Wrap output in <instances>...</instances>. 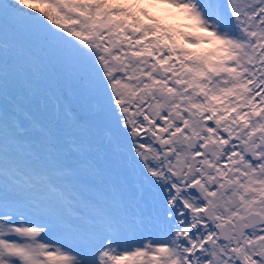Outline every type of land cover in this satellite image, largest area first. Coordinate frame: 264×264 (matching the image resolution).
<instances>
[{"label": "snow or ice", "instance_id": "6c2138e0", "mask_svg": "<svg viewBox=\"0 0 264 264\" xmlns=\"http://www.w3.org/2000/svg\"><path fill=\"white\" fill-rule=\"evenodd\" d=\"M0 264H264V0H0Z\"/></svg>", "mask_w": 264, "mask_h": 264}]
</instances>
